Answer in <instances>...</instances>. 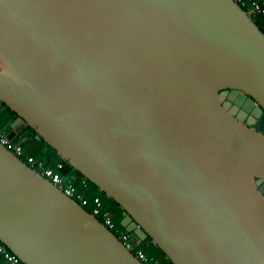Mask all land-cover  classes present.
I'll return each mask as SVG.
<instances>
[{"label":"water","instance_id":"water-1","mask_svg":"<svg viewBox=\"0 0 264 264\" xmlns=\"http://www.w3.org/2000/svg\"><path fill=\"white\" fill-rule=\"evenodd\" d=\"M0 104L171 264H264V32L235 0H0ZM0 242L143 264L1 142Z\"/></svg>","mask_w":264,"mask_h":264},{"label":"built area","instance_id":"built-area-1","mask_svg":"<svg viewBox=\"0 0 264 264\" xmlns=\"http://www.w3.org/2000/svg\"><path fill=\"white\" fill-rule=\"evenodd\" d=\"M245 10H247L252 18L262 14L264 16V1L261 4L248 0H235ZM256 21V20H255ZM264 32V25L262 28ZM5 128H0V142L12 151L17 157L22 159L29 166L34 168L41 176L45 177L61 189L65 195L75 200L84 208L89 207L90 213L94 215L105 227H107L140 262L143 264H160L158 258L153 255L147 254L142 248H137L134 244V239L131 233L127 232L123 227L117 224L111 212L104 207L99 197L92 199L88 198L83 189L87 188V182L83 181L81 188H78L75 184L64 178L61 174L63 165L61 162H56L53 167L47 166L44 160L35 159L31 153L24 148L22 141L13 142L7 139ZM0 255L6 261L7 264H21L20 260L13 255L1 242H0Z\"/></svg>","mask_w":264,"mask_h":264},{"label":"trees","instance_id":"trees-1","mask_svg":"<svg viewBox=\"0 0 264 264\" xmlns=\"http://www.w3.org/2000/svg\"><path fill=\"white\" fill-rule=\"evenodd\" d=\"M262 2L257 3L261 4ZM255 20L258 26L262 29L264 25V16L260 14L255 17ZM0 109H2L0 110V128H5L6 132H10V125L17 118V116L3 104H0ZM16 137L12 139L14 143L22 141L24 148L27 149L35 159L44 160L47 166L53 167L56 162H61L63 165L61 174L64 178L68 179L78 188H81L83 181L87 182V188L82 190L84 194L90 199L99 197L104 207L111 212L114 221L119 224L121 219V210L118 208V206L113 201L108 200L104 196V194L99 192L92 184L84 180L79 173L72 172V169L65 162L59 159L54 150L49 148L36 133H34L30 128L26 127L21 130V132L17 134ZM106 202H108V204L111 203V205H109V208L105 205ZM86 210L90 212L89 207H86ZM133 239L134 244L137 248H142L147 254L153 255L158 258L160 264H171L169 260L160 252V250H158V248L150 241V239L142 242L138 240L134 235Z\"/></svg>","mask_w":264,"mask_h":264},{"label":"crops","instance_id":"crops-1","mask_svg":"<svg viewBox=\"0 0 264 264\" xmlns=\"http://www.w3.org/2000/svg\"><path fill=\"white\" fill-rule=\"evenodd\" d=\"M250 2H262L263 0H249ZM55 163V162H54ZM0 264H7L3 257L0 255Z\"/></svg>","mask_w":264,"mask_h":264},{"label":"rangeland","instance_id":"rangeland-1","mask_svg":"<svg viewBox=\"0 0 264 264\" xmlns=\"http://www.w3.org/2000/svg\"><path fill=\"white\" fill-rule=\"evenodd\" d=\"M0 110H2V109H0ZM16 138H17V137H16ZM105 205L109 208V205H111V203L108 204V202H106Z\"/></svg>","mask_w":264,"mask_h":264},{"label":"clouds","instance_id":"clouds-1","mask_svg":"<svg viewBox=\"0 0 264 264\" xmlns=\"http://www.w3.org/2000/svg\"><path fill=\"white\" fill-rule=\"evenodd\" d=\"M120 225V224H119ZM132 236H133V234H132Z\"/></svg>","mask_w":264,"mask_h":264},{"label":"flooded vegetation","instance_id":"flooded-vegetation-1","mask_svg":"<svg viewBox=\"0 0 264 264\" xmlns=\"http://www.w3.org/2000/svg\"><path fill=\"white\" fill-rule=\"evenodd\" d=\"M240 110V109H239ZM247 118V117H246ZM247 120V119H246Z\"/></svg>","mask_w":264,"mask_h":264}]
</instances>
